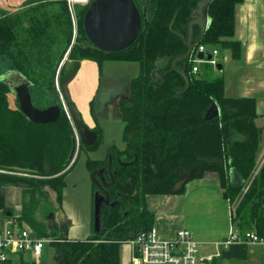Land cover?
Returning a JSON list of instances; mask_svg holds the SVG:
<instances>
[{
  "label": "trees",
  "instance_id": "obj_1",
  "mask_svg": "<svg viewBox=\"0 0 264 264\" xmlns=\"http://www.w3.org/2000/svg\"><path fill=\"white\" fill-rule=\"evenodd\" d=\"M199 1L136 0L141 12L147 11V21L136 42L117 52L104 51L87 37L84 17L90 3L77 6L76 37L68 0H29L17 14L0 7V61L9 62L6 71L17 70L31 81L36 107H61L57 121L33 122L20 109L18 98L16 107L11 105L10 87L0 81V210L14 214L6 190L20 187L25 202L18 220L36 235L53 239L58 264H121V244L154 226L155 212L146 205L147 194L182 193L190 180L207 172L219 174L232 205L238 200L233 223L241 222L248 208L255 230L264 235V164L253 176L264 140L255 99L226 96L224 77L209 62L193 72L192 58L201 45L208 53L231 48L239 56L241 44L231 38L235 7L243 0L208 4L211 23L205 35L187 59L176 63L178 68L187 65V86L173 62L188 49L181 34L188 36ZM199 34L195 25L194 37ZM85 59L98 62L100 69L106 60L137 62L140 73L131 82L130 99L121 104L126 147L111 146V156L87 160L91 171L105 168L107 179L112 163L115 180L107 188L110 202L101 208V230L87 239L71 240L66 222L48 224V216L58 211L75 138L57 82ZM213 104L219 114L208 113ZM97 147L98 142L81 144L80 150ZM187 175L190 178L185 180ZM181 181L185 184L175 190ZM50 190L56 192V199ZM19 264L36 263L22 260Z\"/></svg>",
  "mask_w": 264,
  "mask_h": 264
},
{
  "label": "crops",
  "instance_id": "obj_2",
  "mask_svg": "<svg viewBox=\"0 0 264 264\" xmlns=\"http://www.w3.org/2000/svg\"><path fill=\"white\" fill-rule=\"evenodd\" d=\"M27 2L29 0H0V7L21 8L27 6ZM231 39L240 42L241 51L238 57L233 55L231 48H225L219 52V63L222 64L220 70L224 77V92L226 96L232 98H254L256 111L259 114L258 123L264 128V0H243L236 5L235 33ZM139 73L140 65L137 62L106 60L100 69L98 62L85 59L81 61L77 75L69 83L72 99L81 111L85 122L91 128L96 125L100 126L103 134L102 143L95 149L80 150V147L77 146L76 153L66 169L64 177L66 184L62 190L58 211L48 216L50 227L61 222L68 224V237L71 240L87 239L93 233H97L94 222L97 191L94 193V183H91L90 179V182L86 180L97 169L91 171L87 166V160L89 158H106L107 154L109 155L108 146L114 143L120 148L125 147L123 140L125 122L119 112V106L122 99L131 96V82ZM75 134L77 137L79 136L76 129ZM262 148L264 147L262 146ZM91 153L97 155L93 157ZM81 155H86L85 168L80 170L85 178L83 180L87 183L84 182L85 192L83 193L85 211L78 221V225H76L77 220L76 223L72 222L69 225L63 214V205L71 193L70 184L78 185V176H73L72 181L70 176H72V171ZM262 158L263 155L259 154L256 169H258ZM107 171L109 174L112 172L111 160ZM20 174L26 173L20 172ZM103 175L108 180L105 168ZM13 187L11 186L7 190L10 191ZM20 192L22 193V190ZM51 194L52 198L56 199V192L52 190ZM223 196L226 202H223ZM7 204L13 208L14 214L11 215V212L6 213L4 210H0V228L5 225L10 216L16 215L15 217L18 219L21 214L18 206L8 203V200ZM146 205L155 212L154 226L159 238L174 240L177 238L179 230L188 229L193 232L199 242L201 255L217 256V264L243 263L240 260L247 258L249 244L261 246L254 242L245 244L244 246L247 248L245 258H223L221 256L226 248L221 242L228 237L235 225L239 226L241 222H238V225L232 221L233 205L221 187L217 172H207L203 177L191 180L182 193L147 194ZM22 224L35 233L31 226L24 222ZM51 247L50 245L47 248L48 254ZM120 255L121 264H141L135 258V250L128 241L121 244ZM263 256L264 254L262 261L255 264H264Z\"/></svg>",
  "mask_w": 264,
  "mask_h": 264
},
{
  "label": "water",
  "instance_id": "obj_3",
  "mask_svg": "<svg viewBox=\"0 0 264 264\" xmlns=\"http://www.w3.org/2000/svg\"><path fill=\"white\" fill-rule=\"evenodd\" d=\"M212 0H200L198 6L192 11V19L189 24V34L184 36L181 34L183 41L187 45V51L178 56L174 62V68L181 73L187 80L186 65L182 68L176 67L177 61L187 59L193 52L196 45L203 38L207 28L211 23L208 14V4ZM147 11L141 12L136 0H92L84 17V30L89 40L98 48L108 51L117 52L129 48L138 39L143 23L147 21ZM200 28V34L194 37V26ZM199 59H205V53L199 51L197 54ZM212 56L208 54L207 58ZM80 64H77L65 77L59 82L65 99L68 111L70 112L79 133V139L84 145H92L97 140V132L93 130L84 120L81 111L78 109L69 89V83L77 75ZM217 68L222 69V64H218ZM0 81L5 82L11 92L18 98L20 109L33 122L36 123H52L59 119L61 115V107L58 104L51 105L47 108H38L34 105L30 92L31 81L21 72L17 70H8L0 74ZM208 113L219 114L220 109L217 104H213ZM76 140V141H75ZM77 150V137L74 138L73 148L68 159L71 162ZM16 170H22L15 167ZM111 169V167H110ZM104 168L94 170L91 173L93 183L98 190L95 197L94 222L97 232L101 230V208L105 203H109L110 196L107 190L114 183V175H111V182L105 179ZM10 213V212H9ZM8 213V214H9ZM57 249L52 246L49 249V264H58L56 258ZM223 258H245L247 256V248L242 244H231L221 253ZM218 257L214 256L212 261L205 259L203 264H217ZM264 263V256H263Z\"/></svg>",
  "mask_w": 264,
  "mask_h": 264
},
{
  "label": "built area",
  "instance_id": "obj_4",
  "mask_svg": "<svg viewBox=\"0 0 264 264\" xmlns=\"http://www.w3.org/2000/svg\"><path fill=\"white\" fill-rule=\"evenodd\" d=\"M69 1L73 4L90 0ZM199 51L205 53V59L198 58ZM208 52L205 45L199 47L195 57L192 58L194 73L199 71L201 62H209L217 67L220 62L217 58L219 50L215 48L210 50V53ZM208 54L212 56L210 59L207 58ZM263 164L264 152L256 173ZM249 185L250 182L244 187V193L248 190ZM240 226L235 225L228 237L221 242L226 248L231 244L245 245L251 242L258 243L264 248V235L259 234L255 229L243 232L240 230ZM52 241L51 237L36 235L32 229L23 225L15 216H10L5 225L0 228V264H19L22 260H28L27 255L39 258ZM128 242L134 248L135 258L141 264H203L205 259L212 261L214 257L213 255H201L199 242L193 232L188 229L179 230L177 238L174 240H165L159 238L157 229L153 226Z\"/></svg>",
  "mask_w": 264,
  "mask_h": 264
},
{
  "label": "rangeland",
  "instance_id": "obj_5",
  "mask_svg": "<svg viewBox=\"0 0 264 264\" xmlns=\"http://www.w3.org/2000/svg\"><path fill=\"white\" fill-rule=\"evenodd\" d=\"M69 5H70V9L72 12V16H73V23H74V27H75V37L78 33V17H77V6L80 5H84V4H89L91 2H77V3H73L71 4L70 1L68 0ZM25 8V6H22L21 8H3L6 11L12 13V14H17V12L19 13V11L23 10ZM218 60H220L219 55L217 56ZM206 62H201L199 65L200 67H204ZM10 64L9 62H3L0 61V74L6 72V70L9 68ZM216 73L218 75L222 74V71L216 68ZM103 79V77H102ZM58 84V88L60 90V84L59 81L57 82ZM70 89V88H69ZM60 97L62 100V105L64 110L68 113V108L66 106L65 103V99L63 97L62 91L60 93ZM10 97V102L12 104L13 107H16L17 105V97L13 94L10 93L9 94ZM74 100V99H73ZM262 146L264 147V142L261 143L260 145V150H259V154L263 155V150L264 148H262ZM97 154L96 153H91V156L95 157ZM86 160V155H81V157L79 158L77 164L75 165L74 169H73V174L72 176H70V180L72 181L73 176H78V185L77 186H73L72 184H70V190L71 193L68 196V200L64 203V207H63V214L66 218V220L68 221L69 225L72 224V222L76 223L77 220V224L78 225V221H80V218L83 215V212L85 211L84 205H83V193L85 192V181L83 179H85L82 174H81V169L84 170V162ZM256 170H254L253 172V176L256 175ZM2 171V170H0ZM252 176V177H253ZM89 179L91 180V183H93V180L91 178V174H90V178L89 176L87 177V181H89ZM85 182V183H84ZM87 184V183H86ZM21 188L20 187H13L9 190H6V195H7V200L8 203L14 205V206H18V210L20 209L21 212L24 210V202H25V196L20 192ZM50 192L52 193V190H50ZM223 202H226V199L223 196ZM238 204V200H236L233 204V208H235ZM87 206V205H86ZM17 210V211H18ZM16 216V215H14ZM240 230H242L243 232L248 231V230H253V224L250 221L249 218V209L246 208L243 212V217L241 219V226H240ZM249 247V253L246 259H241L240 261L243 263H237V264H255L257 262H261L262 261V255L264 254V248L262 246H257V245H248ZM28 258L29 261H34L36 264H49V254H48V249L44 250V253L42 254L41 257L39 258H33L30 255L26 256Z\"/></svg>",
  "mask_w": 264,
  "mask_h": 264
},
{
  "label": "flooded vegetation",
  "instance_id": "obj_6",
  "mask_svg": "<svg viewBox=\"0 0 264 264\" xmlns=\"http://www.w3.org/2000/svg\"><path fill=\"white\" fill-rule=\"evenodd\" d=\"M199 27V26H198ZM186 69H187V65H186ZM186 74H187V72H186ZM188 76V75H187ZM186 79V78H185ZM187 81V80H186ZM188 85H189V79H188ZM187 85V86H188ZM130 99V97L129 98H124V99H122L121 101H120V106H119V112H120V114H121V116H122V111H121V104H122V102H124V101H128ZM66 103V102H65ZM67 106V105H66ZM68 113H69V117L71 118V121H72V123L74 124V129H76L77 130V127H76V125H75V122H74V120H73V118H72V116H71V114H70V112L68 111ZM84 118V117H83ZM122 118H123V116H122ZM125 122V121H124ZM125 127V126H124ZM93 130H95L96 132H97V135H98V137H97V140H96V142H98V145H100L101 143H102V128L100 127V126H98V125H96V126H94L93 128H92ZM77 132H78V130H77ZM75 137H77L76 136V134H75ZM124 140V139H123ZM76 141V140H75ZM95 142V143H96ZM125 142V141H124ZM81 141H80V139H79V136L77 137V146H81ZM111 146H117V147H119L118 145H116L115 143L114 144H112V145H110V146H108V149L111 147ZM125 147H126V142H125ZM124 147V148H125ZM120 148V147H119ZM121 149H123V148H121ZM107 157H108V154H107ZM89 159H92V158H89ZM110 163V162H109ZM112 164V163H111ZM98 170V169H97ZM111 175H113V168H112V172H111V174L109 175V179L107 180V182L108 183H110L111 182ZM190 177L187 175L186 177H185V180H187V179H189ZM194 180V179H193ZM191 181V180H190ZM189 181V182H190ZM188 182V183H189ZM185 184V181H181V182H179V183H177L176 184V186H175V190L176 189H180L181 187H183V185ZM95 185V184H94ZM113 185V184H112ZM187 185V184H186ZM96 186V185H95ZM97 187V186H96ZM109 188V187H108ZM97 190H98V188H97ZM96 190V191H97ZM95 191V192H96ZM154 194V193H153ZM110 202V201H109Z\"/></svg>",
  "mask_w": 264,
  "mask_h": 264
}]
</instances>
